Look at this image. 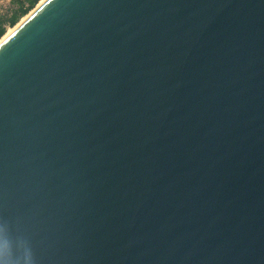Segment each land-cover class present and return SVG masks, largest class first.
Wrapping results in <instances>:
<instances>
[{
  "label": "water",
  "instance_id": "95a60500",
  "mask_svg": "<svg viewBox=\"0 0 264 264\" xmlns=\"http://www.w3.org/2000/svg\"><path fill=\"white\" fill-rule=\"evenodd\" d=\"M0 218L37 264H264V0H44L0 41Z\"/></svg>",
  "mask_w": 264,
  "mask_h": 264
},
{
  "label": "clouds",
  "instance_id": "9594fccd",
  "mask_svg": "<svg viewBox=\"0 0 264 264\" xmlns=\"http://www.w3.org/2000/svg\"><path fill=\"white\" fill-rule=\"evenodd\" d=\"M13 236L11 222L0 218V264H37L30 241Z\"/></svg>",
  "mask_w": 264,
  "mask_h": 264
},
{
  "label": "trees",
  "instance_id": "16d2710c",
  "mask_svg": "<svg viewBox=\"0 0 264 264\" xmlns=\"http://www.w3.org/2000/svg\"><path fill=\"white\" fill-rule=\"evenodd\" d=\"M40 0H15L7 13H0V39L8 27H14L22 17L28 14Z\"/></svg>",
  "mask_w": 264,
  "mask_h": 264
},
{
  "label": "rangeland",
  "instance_id": "374dc122",
  "mask_svg": "<svg viewBox=\"0 0 264 264\" xmlns=\"http://www.w3.org/2000/svg\"><path fill=\"white\" fill-rule=\"evenodd\" d=\"M41 1V0H40ZM39 1V2H40ZM15 2V0H0V13H7L9 10H10V8L13 6V3ZM39 2H38V4H39ZM37 4V5H38ZM37 5L33 8V9H35L36 7H37ZM32 9V10H33ZM31 10V11H32ZM30 11V12H31ZM29 12V13H30ZM29 13L28 14H26L24 17H22L21 19H20V21L14 26V27H16L20 22H22V20L24 19V18H26V16L27 15H29ZM14 27H8L7 28V31H6V33H5V35L2 37V38H4L6 35H7V33L8 32H10ZM1 38V39H2ZM0 39V40H1Z\"/></svg>",
  "mask_w": 264,
  "mask_h": 264
},
{
  "label": "bare ground",
  "instance_id": "6f19581e",
  "mask_svg": "<svg viewBox=\"0 0 264 264\" xmlns=\"http://www.w3.org/2000/svg\"><path fill=\"white\" fill-rule=\"evenodd\" d=\"M43 1H44V0H41V1L39 2V4H40L41 2H43ZM39 4H38V5H39ZM38 5H37V6H38ZM27 16H28V15H27ZM27 16H26V17H27ZM24 19H25V18H24ZM24 19H23V20H24ZM23 20H22V21H23ZM8 33H9V32H8ZM8 33H7V34H8ZM2 39H3V38H2ZM2 39H1V40H2ZM1 40H0V41H1Z\"/></svg>",
  "mask_w": 264,
  "mask_h": 264
}]
</instances>
